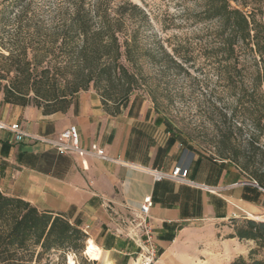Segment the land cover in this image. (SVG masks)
I'll return each instance as SVG.
<instances>
[{
    "label": "crops",
    "instance_id": "crops-1",
    "mask_svg": "<svg viewBox=\"0 0 264 264\" xmlns=\"http://www.w3.org/2000/svg\"><path fill=\"white\" fill-rule=\"evenodd\" d=\"M0 120L19 123L29 134L15 140L14 132L0 129V191L66 216L86 235L84 252L90 241L99 249L100 258L92 261L101 264L133 263L138 247L121 232L122 219L137 212L146 196L158 264H180L188 256L196 224L253 216L263 199L264 190L234 162L188 149L136 96L111 114L89 87L73 96L66 111L43 114L34 105L5 102L0 93ZM70 125L84 148L96 143L112 159L60 154L32 137H52ZM175 167L187 169L185 180L153 177L154 170Z\"/></svg>",
    "mask_w": 264,
    "mask_h": 264
},
{
    "label": "trees",
    "instance_id": "trees-1",
    "mask_svg": "<svg viewBox=\"0 0 264 264\" xmlns=\"http://www.w3.org/2000/svg\"><path fill=\"white\" fill-rule=\"evenodd\" d=\"M232 1L205 0L199 19H219L231 34L254 40L256 51L263 54V25L254 27ZM137 13L143 11L131 0H0L3 101L52 114L66 111L78 91L93 87L106 111L117 113L139 87V29L133 24ZM257 77L264 83V69ZM253 103L251 121L257 133L245 141L252 157L223 159L234 162L264 190V93ZM228 129L243 132L238 124ZM229 237L255 243L230 264H264V221L247 218ZM85 240L84 232L63 214L38 210L0 191V264H65L51 262L50 253H76Z\"/></svg>",
    "mask_w": 264,
    "mask_h": 264
},
{
    "label": "rangeland",
    "instance_id": "rangeland-1",
    "mask_svg": "<svg viewBox=\"0 0 264 264\" xmlns=\"http://www.w3.org/2000/svg\"><path fill=\"white\" fill-rule=\"evenodd\" d=\"M131 1L145 16L137 13L133 19L139 29V87L129 99L136 96L148 105L153 117L192 151L216 158L238 155L240 161L252 157L245 141L257 133L251 112L254 100L264 93L257 77L264 69V53L256 51L254 40H241L219 19H199L205 0ZM231 4L241 8L254 27L263 24L264 0ZM232 124L243 126L242 134L230 132ZM262 196L253 216L244 213L245 217L196 224L188 235V256L180 264H230L246 256L254 241L249 245L229 236L247 218L264 221V191ZM84 247L76 253L51 252V262L70 264L71 258L73 264H101L92 261Z\"/></svg>",
    "mask_w": 264,
    "mask_h": 264
},
{
    "label": "built area",
    "instance_id": "built-area-1",
    "mask_svg": "<svg viewBox=\"0 0 264 264\" xmlns=\"http://www.w3.org/2000/svg\"><path fill=\"white\" fill-rule=\"evenodd\" d=\"M262 27V44L264 50V18ZM0 129H7L15 134V140H21L29 134L23 130L19 123L8 124L0 120ZM33 138L51 145L60 154L74 153L80 156L87 154L102 159H112L103 148L96 143L90 144L89 148H84L80 143L79 132L75 125H70L55 136H32ZM155 179L171 178L174 180H185L187 169L175 167L171 172L154 170ZM207 187V186H203ZM152 200L150 196L143 198L137 212H131L130 215L122 219L124 224L121 232L132 239L138 247L132 264H158V250L154 241L153 228L150 223V208ZM85 253V252H84Z\"/></svg>",
    "mask_w": 264,
    "mask_h": 264
},
{
    "label": "bare ground",
    "instance_id": "bare-ground-1",
    "mask_svg": "<svg viewBox=\"0 0 264 264\" xmlns=\"http://www.w3.org/2000/svg\"><path fill=\"white\" fill-rule=\"evenodd\" d=\"M87 252L85 254H87L91 259H99L100 258V252L99 249L90 241L87 247ZM70 264H73L74 261H72L71 258H69L68 261Z\"/></svg>",
    "mask_w": 264,
    "mask_h": 264
}]
</instances>
